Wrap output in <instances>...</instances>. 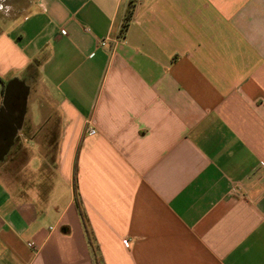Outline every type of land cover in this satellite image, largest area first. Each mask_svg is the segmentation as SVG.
Here are the masks:
<instances>
[{"label":"crops","instance_id":"crops-1","mask_svg":"<svg viewBox=\"0 0 264 264\" xmlns=\"http://www.w3.org/2000/svg\"><path fill=\"white\" fill-rule=\"evenodd\" d=\"M2 109L0 264H264V0L0 9Z\"/></svg>","mask_w":264,"mask_h":264},{"label":"water","instance_id":"water-1","mask_svg":"<svg viewBox=\"0 0 264 264\" xmlns=\"http://www.w3.org/2000/svg\"><path fill=\"white\" fill-rule=\"evenodd\" d=\"M20 102L19 101L17 104H15V109L19 110L20 109ZM5 103H6V106H8L9 103L6 102L5 100ZM8 108V107H7ZM8 110V109H7ZM10 110V109H9ZM4 110L2 109L0 111V122H2V117L4 116ZM19 116V115H18ZM20 120V118H19ZM18 120L17 123H19L20 121ZM10 127L6 128V127H3L2 130H0V162L3 160L4 158V155L8 152L9 148L13 145V140H14V137L16 135V132H17V127H15L16 125V120H12V122L10 123ZM5 138L6 140H3L2 138Z\"/></svg>","mask_w":264,"mask_h":264},{"label":"rangeland","instance_id":"rangeland-1","mask_svg":"<svg viewBox=\"0 0 264 264\" xmlns=\"http://www.w3.org/2000/svg\"><path fill=\"white\" fill-rule=\"evenodd\" d=\"M30 1L31 0H0V9L6 12H18L24 9ZM36 102L37 101H33L32 103L35 104ZM32 103L30 102V106ZM0 167H2V165Z\"/></svg>","mask_w":264,"mask_h":264},{"label":"trees","instance_id":"trees-1","mask_svg":"<svg viewBox=\"0 0 264 264\" xmlns=\"http://www.w3.org/2000/svg\"><path fill=\"white\" fill-rule=\"evenodd\" d=\"M130 16H131V14L129 13L127 18H126V21L124 22L122 31H124L125 28L127 27V22L129 21ZM80 215H81V218H82V221H83L84 228H85L86 233H87V237H88V239L90 241L91 252H92V255H93L94 263L95 264H100V260H99V257H98V249H97L96 246L93 245V242H91V235H90L89 231H87V223H86L85 216H84V214L81 211H80Z\"/></svg>","mask_w":264,"mask_h":264},{"label":"built area","instance_id":"built-area-1","mask_svg":"<svg viewBox=\"0 0 264 264\" xmlns=\"http://www.w3.org/2000/svg\"><path fill=\"white\" fill-rule=\"evenodd\" d=\"M105 44H106V41L105 40H102L100 42V46H105ZM86 132H87V134L89 136H92V135H94L96 133L95 129L94 128H91V127H88L87 130H86Z\"/></svg>","mask_w":264,"mask_h":264}]
</instances>
